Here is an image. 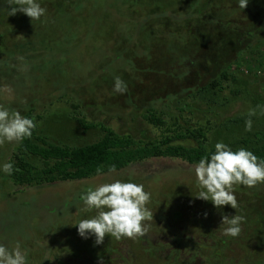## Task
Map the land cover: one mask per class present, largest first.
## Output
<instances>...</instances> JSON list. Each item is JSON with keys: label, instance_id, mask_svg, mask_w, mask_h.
Returning a JSON list of instances; mask_svg holds the SVG:
<instances>
[{"label": "rangeland", "instance_id": "rangeland-1", "mask_svg": "<svg viewBox=\"0 0 264 264\" xmlns=\"http://www.w3.org/2000/svg\"><path fill=\"white\" fill-rule=\"evenodd\" d=\"M135 1V13L126 12L131 0H41L42 22L2 14L0 105L22 115L33 110L50 143L71 147L101 137L73 116L136 140L155 139L161 130L143 116L167 105L168 95L191 106L187 119L207 130L210 147L264 133L259 109L249 116L264 105V0H248L244 9L239 0ZM228 67L235 79L222 81L217 96L194 97ZM116 76L128 86L123 95L112 90ZM18 145L0 146V165ZM194 166L153 158L84 181L34 187L15 186L0 172V243L19 245L28 264H264V184L236 186L238 209H218L197 198ZM117 179L151 194L148 231L135 239L106 235L97 245L94 236L78 234L75 224L95 212L77 200ZM225 215L244 217L238 237L223 234Z\"/></svg>", "mask_w": 264, "mask_h": 264}, {"label": "clouds", "instance_id": "clouds-1", "mask_svg": "<svg viewBox=\"0 0 264 264\" xmlns=\"http://www.w3.org/2000/svg\"><path fill=\"white\" fill-rule=\"evenodd\" d=\"M5 0H0V3ZM12 5L9 15L21 12L33 21H41L47 16V8L41 0H6ZM248 0H239V7L244 9ZM22 59V58H20ZM127 84L119 77L114 78L113 92L125 94ZM264 115V105H257L249 111V116ZM252 120L245 121V130H252ZM36 122L22 115L19 111H9L0 105V146L4 144H20L30 139L36 129ZM109 172L115 173L116 166L110 165ZM19 169L12 162L0 165V172L11 177ZM100 169L97 173L100 174ZM197 187L200 189L197 198L210 201L216 208L225 205L238 209L235 195L236 186L247 188L264 184V160L258 158L252 151L241 147L235 151L223 141L216 142L214 151L202 157L194 166ZM85 205L84 211L95 212L89 219L80 220L75 226L82 238L95 237L97 245L102 244L106 235L121 240L142 237L148 231L146 221L151 219L147 208L151 194L145 191L144 185L134 182L115 180L101 183L80 195ZM244 217L239 215L222 216L225 225L223 234L238 237ZM0 264H28L26 255L19 245L11 250L0 243Z\"/></svg>", "mask_w": 264, "mask_h": 264}, {"label": "trees", "instance_id": "trees-1", "mask_svg": "<svg viewBox=\"0 0 264 264\" xmlns=\"http://www.w3.org/2000/svg\"><path fill=\"white\" fill-rule=\"evenodd\" d=\"M136 3L139 2L131 0L127 8L122 3L121 11L126 8V12L129 13V9L132 8V12L135 13L133 7L137 5ZM10 8L11 5L6 1L0 3V16L5 12L8 13ZM113 61L115 60L112 58ZM228 68L220 76L201 87L194 97L208 99L206 96H217L223 90L222 81L235 79V75L229 71L230 67ZM164 103L167 105L150 108L143 116L147 124L161 130L158 137L147 141L118 134L102 124H89L83 118L73 116L72 119L84 131L98 129L101 132V137L96 142L75 147L50 143L38 129L43 117L35 114L33 110H27L24 116L33 119L37 126L32 137L20 143L12 154L9 162H12L19 171L8 178L15 186L34 187L84 181L110 173L108 170L110 165L114 164L118 172L130 165L153 158L174 159L195 165L202 157L214 151V147L209 146L211 143L207 137V130L198 126L193 128L190 125L186 116V113L191 111L188 103L177 100L171 95L166 96ZM241 121L230 120L227 125ZM180 143H188V145ZM229 145L233 151L244 147L264 160V133L262 132L249 133L247 138ZM98 168L101 170L100 174L97 173ZM77 201H82L80 196Z\"/></svg>", "mask_w": 264, "mask_h": 264}]
</instances>
